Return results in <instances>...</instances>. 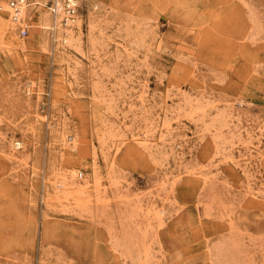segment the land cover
Wrapping results in <instances>:
<instances>
[{
    "label": "rangeland",
    "instance_id": "374dc122",
    "mask_svg": "<svg viewBox=\"0 0 264 264\" xmlns=\"http://www.w3.org/2000/svg\"><path fill=\"white\" fill-rule=\"evenodd\" d=\"M77 1L78 65L50 0L0 30V264H264V0ZM72 166L102 191L48 204Z\"/></svg>",
    "mask_w": 264,
    "mask_h": 264
},
{
    "label": "bare ground",
    "instance_id": "6f19581e",
    "mask_svg": "<svg viewBox=\"0 0 264 264\" xmlns=\"http://www.w3.org/2000/svg\"><path fill=\"white\" fill-rule=\"evenodd\" d=\"M11 1L0 0V7L4 11V15L6 16L4 20H1L0 30H1V34L8 40L10 44L13 43V41L15 40L17 42L18 38L16 36V30L19 26L26 23L27 16H28L27 15V12H28L27 0H13L17 4L16 11L10 6ZM56 2L58 3V6H57V9L59 11L58 14L52 15V14L46 13L45 21L48 24V27L50 30L49 32L52 33L54 40L58 41L55 52L59 54L60 58L64 57V55H67L69 59H72L74 55L71 56L70 58L67 53V48L69 49V47L83 54V43H82L83 38L81 34L82 33L81 24H83L82 21L87 17V24H88V31H89V36L87 37L88 38L87 40L89 41V45L92 49V47H94L95 42H96V31L98 30V27L100 26V24L104 21V16L102 15V12H100L99 14H96L90 9H88L87 10L88 12L85 18L83 17L82 14L76 13L73 21L69 20L63 23L62 21L63 15L61 12L62 10L61 0H56ZM71 3L73 5L74 3L78 5L77 0H71ZM47 43H48V39L44 37L43 38L44 48L47 45ZM19 45L21 48L24 47V43L22 42ZM12 46H15V45H12ZM73 60H74L73 66H75L76 59L73 58L72 61ZM25 91L29 93L30 88H27ZM57 129L58 128L54 127L50 130V137L52 139L51 145L55 146L57 143V138L61 137L60 140L62 143L60 144V146L64 150H68V152H72L76 150L78 147V144L80 143V140L78 139V137L74 134H72L70 137H66L64 133H58ZM145 137H147V135H144V137L142 138H145ZM138 141H141V140L138 139ZM143 143L144 142L141 141L140 143L141 146ZM144 146L145 144H143V147ZM94 159L96 158L94 157ZM76 171L77 170L75 169V167L72 166L71 169H68L66 170V172L63 173L61 181L59 183H56V184L54 183L55 186L53 185L54 188H53L52 193L48 192V189L46 190L47 191L46 200L48 204L55 197L59 198L60 197L59 195H61L60 198H63L67 201L72 202L73 204L77 206L82 207L90 203L91 198H92V193H91L92 191L97 192V193H100L102 191L103 183L101 181L100 174L96 170V166H93V174L88 175L85 178H80L82 176V173L79 175L78 172ZM53 193H54V196L52 195ZM95 196H98V195L95 194Z\"/></svg>",
    "mask_w": 264,
    "mask_h": 264
},
{
    "label": "built area",
    "instance_id": "2783aa9c",
    "mask_svg": "<svg viewBox=\"0 0 264 264\" xmlns=\"http://www.w3.org/2000/svg\"><path fill=\"white\" fill-rule=\"evenodd\" d=\"M61 3H62V15H63V18H62V21L63 23L66 22V21H73L74 19V16L76 15V13L79 12V5L75 4L74 5L71 3V0H61ZM72 4V5H70ZM16 2L15 1H11L10 2V6L16 11L17 10V7H16ZM57 6H58V3L56 2V0H50V4L47 6L50 13L52 15H55V14H58V9H57ZM21 36H25L28 31L27 29H22L21 30Z\"/></svg>",
    "mask_w": 264,
    "mask_h": 264
}]
</instances>
